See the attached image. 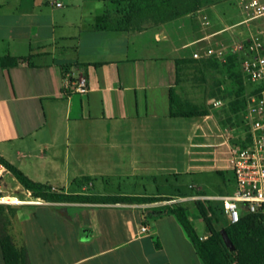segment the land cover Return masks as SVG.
Returning <instances> with one entry per match:
<instances>
[{"label":"crops","instance_id":"obj_1","mask_svg":"<svg viewBox=\"0 0 264 264\" xmlns=\"http://www.w3.org/2000/svg\"><path fill=\"white\" fill-rule=\"evenodd\" d=\"M115 8L111 0H0V58L8 61L0 63V155L57 193L192 197L169 192L166 177L201 172L208 160L176 133L163 142L162 132L119 128L178 119L170 91L183 18L120 31ZM79 78L84 93L75 90ZM13 193L2 202L25 203L0 204V215L31 264H204L175 215L142 216L170 201H40L9 172L0 197ZM188 215L207 237L198 209Z\"/></svg>","mask_w":264,"mask_h":264},{"label":"trees","instance_id":"obj_2","mask_svg":"<svg viewBox=\"0 0 264 264\" xmlns=\"http://www.w3.org/2000/svg\"><path fill=\"white\" fill-rule=\"evenodd\" d=\"M116 6L115 16L120 31L126 29L141 30L146 22L153 24L166 23L175 19L194 15L202 7V0H111ZM210 61L195 59H177V83L179 82L182 64L198 63L208 67ZM6 58H0L1 64H7ZM224 69L232 86L227 90L233 92L230 104L234 113L242 117L244 110V94L247 91L244 76L240 70L239 57L227 56ZM228 92V93H229ZM207 110H201L191 102H184L176 94L175 89L170 91V116L173 118H194L207 116ZM241 119V123L243 119ZM0 163L5 165L24 189L31 193L35 200L51 202H122L132 204L154 203L171 201V198L154 197H122L99 199L83 195H67L51 191V186L32 181L20 169L12 165L0 155ZM209 235L201 239L189 215L188 206L183 202L169 203L163 206L146 209L142 216L154 219L165 214L175 215L185 229L193 246L204 264H264V221L259 214H243L237 223H227L223 229L218 228L219 215H224L221 203L213 202L206 205L203 201H195ZM152 213V214H151ZM151 214V215H150ZM145 223V221H144ZM6 219L0 215V247L4 264H31L25 250L17 247L14 237L8 233ZM225 230L235 247L231 250L226 246L221 231ZM160 247V246H158Z\"/></svg>","mask_w":264,"mask_h":264},{"label":"rangeland","instance_id":"obj_3","mask_svg":"<svg viewBox=\"0 0 264 264\" xmlns=\"http://www.w3.org/2000/svg\"><path fill=\"white\" fill-rule=\"evenodd\" d=\"M107 7H110V3ZM201 7L205 10L210 25L201 24L196 14L183 17L177 37V44L183 45L180 49L181 59H192L194 51L208 42L226 47L231 42L230 38L235 37L234 32L231 34L232 31H225L227 21L242 19L236 7V0H202ZM207 35L209 38L206 41L196 43L198 39ZM225 52L228 53L227 49ZM227 56H225L226 59ZM224 63L225 61L212 59L208 67H202L198 63H187L182 64L180 68L179 82L175 88L176 94L182 101L191 102L201 110H207L209 115L157 122L136 121L126 127L119 126L120 129L162 132L160 136L163 142L168 134L170 136L176 133L179 138L178 142L183 143L189 150L191 149L189 151L191 155H200L208 160L206 165L210 168L201 172L180 176L168 175L166 178L169 181V192L177 195L220 196L231 193L235 188L233 172L228 163L229 148L223 143L233 140L236 136H241L244 128L240 119L242 117L239 113H234L230 104L227 90L232 86V81L225 72ZM218 98L223 100L224 105L215 108L213 102ZM158 140L151 138L149 141L152 143ZM157 179L158 183L163 182L161 178ZM190 185H196L199 189L191 188ZM6 195L17 196L15 193ZM195 201L183 203H186L192 211L196 208ZM204 203L208 205L211 201ZM219 217L218 228L223 229L228 220L224 215H219ZM197 229L202 228L198 225Z\"/></svg>","mask_w":264,"mask_h":264},{"label":"built area","instance_id":"obj_4","mask_svg":"<svg viewBox=\"0 0 264 264\" xmlns=\"http://www.w3.org/2000/svg\"><path fill=\"white\" fill-rule=\"evenodd\" d=\"M57 6L61 7L63 3L58 2ZM236 7L242 19L228 20L225 28V31L235 33V37L230 38L231 42L226 47L208 42L199 46L193 53V59L199 61L213 59L226 62V55L239 57L240 70L247 86L242 114L244 130L241 136L223 143L229 148L228 163L233 172L235 188L226 195H196L169 202L196 200L221 203L224 216L229 223L239 222L243 214H259L264 221V0H236ZM195 14L201 24L210 25L203 8ZM208 38L207 35L198 39L196 43L206 41ZM70 83L68 80L67 84ZM75 90L79 93L86 92L85 78L78 79ZM233 96V92H229L228 97ZM213 105L215 108H220L224 102L218 98ZM9 172L7 167L0 163V182H3ZM51 191L58 192L55 188H51ZM5 197L10 196H1L0 204L20 206L25 203L22 200L20 203L2 202ZM147 230V227H141V231L147 232ZM205 238L201 237V239Z\"/></svg>","mask_w":264,"mask_h":264},{"label":"water","instance_id":"obj_5","mask_svg":"<svg viewBox=\"0 0 264 264\" xmlns=\"http://www.w3.org/2000/svg\"><path fill=\"white\" fill-rule=\"evenodd\" d=\"M221 233H222V236H223V239H224L226 246L229 247L231 250H234L235 247L233 245L232 240L229 238L227 232L225 230H222Z\"/></svg>","mask_w":264,"mask_h":264},{"label":"bare ground","instance_id":"obj_6","mask_svg":"<svg viewBox=\"0 0 264 264\" xmlns=\"http://www.w3.org/2000/svg\"><path fill=\"white\" fill-rule=\"evenodd\" d=\"M8 203H10L9 201H7Z\"/></svg>","mask_w":264,"mask_h":264}]
</instances>
